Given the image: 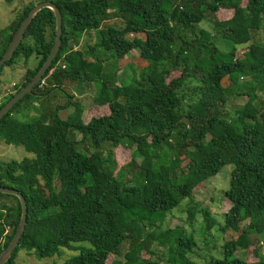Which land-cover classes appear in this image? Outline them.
Instances as JSON below:
<instances>
[{
  "label": "trees",
  "instance_id": "16d2710c",
  "mask_svg": "<svg viewBox=\"0 0 264 264\" xmlns=\"http://www.w3.org/2000/svg\"><path fill=\"white\" fill-rule=\"evenodd\" d=\"M47 1L62 13L61 50L42 82L0 120V145L22 146L34 156L0 160V186L17 190L28 207L24 235L6 264H19L22 251L41 260L60 257L64 250L79 252L65 264H106L110 256H121L126 243L124 261L116 264H264V258L249 263L237 257L253 245L252 235H264V100L257 94V85L264 84V42L256 38L264 31V0H38ZM36 5H26L10 25L0 60ZM111 12L122 27H103ZM219 12L228 18L219 20ZM208 19L214 34L199 28ZM90 32H97V43L79 50ZM55 39V15L43 9L12 59L0 68V86L4 67L23 59L26 73L14 87L15 94L20 92L45 63ZM245 45L247 53L237 57L238 46ZM133 51L150 64L143 82L118 85L108 79L105 63ZM34 55L38 65L30 69ZM174 72L179 78L168 81ZM243 77L251 80L239 85ZM67 80L100 86L94 100L99 109L88 122L72 95L50 116L30 122L14 117L25 99L49 97ZM189 80L199 83L194 94L184 91ZM225 80L236 87L237 96L247 97L234 112L227 109L234 90ZM260 88L264 92V85ZM70 106L75 111L62 119L59 113ZM85 143L96 151L82 150ZM105 145L111 146L107 155L102 154ZM119 147L131 151V163L138 164L135 183L117 172ZM226 165L233 166L225 193L232 206L224 222L197 204L190 203L187 212L190 224L197 215L203 218V232L217 229L231 235L222 257L197 262L191 257L194 236L182 228H163L167 215L194 199L197 188ZM4 197L17 201L18 212L13 215L0 200V255L22 215L19 199L0 193ZM81 243L91 247L75 246ZM153 245L166 249L162 258Z\"/></svg>",
  "mask_w": 264,
  "mask_h": 264
},
{
  "label": "rangeland",
  "instance_id": "374dc122",
  "mask_svg": "<svg viewBox=\"0 0 264 264\" xmlns=\"http://www.w3.org/2000/svg\"><path fill=\"white\" fill-rule=\"evenodd\" d=\"M31 2H34L36 4L39 3L38 0H0V45H2V47L6 46V43L8 42V39L11 35V31L9 29L10 25L16 20L17 16L20 15L23 8L26 5H29ZM218 17L220 18L219 20H226L228 18V15L224 12H219ZM108 25L122 27L123 23L119 18L116 17L115 12H111L103 27ZM199 28L211 32L212 34L215 33L211 19L203 21L199 25ZM132 36L134 37L135 35ZM137 36L144 39V35L140 34ZM97 37V32H90L86 34L78 49L81 51H87L89 46H93L97 43ZM190 37H192V35H190ZM256 38L258 41L264 42V31L258 33L256 35ZM221 42L222 41L220 40L219 44H221V48H224L223 45H225V43ZM248 46L249 45L240 47L238 46L236 56L239 58H243L248 51ZM19 61L20 64L4 67L3 74L1 76V80L3 83L0 86V97H2V101H4V104L11 97L6 93V90L10 89V87H12V84H21L23 82L26 68L23 66L24 60L21 59ZM37 65L38 58L36 55H34L29 60L28 68L35 69ZM149 65L150 64L147 61L141 59L138 51H133L128 56H126L125 59H110L105 63V70L108 79H111L112 82L121 85L128 84L133 79L143 82L144 78H146L149 72ZM179 76V72H174L170 76L168 81L174 78H179ZM250 80L251 78L249 77H243L239 79L238 83L239 85H245L250 82ZM224 84L228 89L233 88V86H229L230 82L228 80H225ZM198 85L199 83L197 81L189 80L184 88V91L188 94H194V89ZM261 85L264 84L261 82L259 83V85H257L259 87V89L257 90V94L259 96V99L264 100V92L262 88H260ZM99 89L100 86L93 83L67 80L63 82L61 89H59L55 94H52L49 97H41L39 99H25L16 109L14 117L21 122H30L34 118L42 114H47L50 116L58 106L65 105L67 103L68 95H72L75 96L74 101L80 102L84 107L85 111L83 118L86 122H88L94 115V113L97 114L96 112H94V109L98 108L95 106L94 100ZM235 89L236 87L231 89L232 91H234L233 93H231V97L227 104V109L230 112H234L238 108L242 107L247 101V97L237 96L236 92L238 91H235ZM11 90L15 92L13 88ZM186 104H188V101ZM74 111V106H70L66 110L61 111L59 113V116L65 120ZM77 139H81V136L79 134L77 135ZM80 148L82 150H86L89 153H93L96 151L94 148H92V145L89 147L87 143L81 145ZM110 149V145H105L102 154L107 155ZM115 156L118 163L117 172L119 170H122V172L124 173V178L135 183V177L138 176L140 170H138L139 168L137 163H131V151L126 148L119 147L115 150ZM33 157V154L27 152L22 146L16 147L13 145H5L4 143L0 145V160L2 161H21L23 159ZM232 170V165L224 166L215 177H212L204 185H201L197 188L193 197L194 199H192L191 201H189V199L184 200L178 208L167 215L166 222L163 228L164 230L182 228L184 229L186 234L194 236L197 245L194 249V254L191 257L197 262L207 261L211 257H222L221 254L223 251V245L225 244V240L229 239L231 232H229V234H226L229 236H223L222 233H220L217 229H213L210 234L203 232L204 221L200 215L196 216V221L193 224H190V222L188 221V206L190 203H193L199 205L200 208L209 209L214 217L218 220V222L222 224L224 222V216L232 206L231 202L225 194L230 189ZM0 200L2 204H5L8 207L12 208V214L16 215V213L18 212L17 201L14 198L4 197ZM243 227L244 226L242 225V228ZM237 236V234H234V238H236ZM145 237L146 236L143 235L141 237V240H144ZM251 242L253 245L250 246L249 249L237 253V257L249 263L263 260L264 235H252ZM75 246L91 247L88 243L76 244ZM151 247L159 256H161V258L162 256H164L166 249H162L160 247H157L156 245H153ZM128 250L129 244L126 243L123 246L121 256H110L106 264H116L118 262H123L124 255ZM78 254L79 252L64 250L63 254L60 257L55 256L52 258L38 260L33 254L22 251L19 253L17 261L19 264H65L68 259ZM142 256L144 258H148V254L146 252H143Z\"/></svg>",
  "mask_w": 264,
  "mask_h": 264
},
{
  "label": "water",
  "instance_id": "95a60500",
  "mask_svg": "<svg viewBox=\"0 0 264 264\" xmlns=\"http://www.w3.org/2000/svg\"><path fill=\"white\" fill-rule=\"evenodd\" d=\"M43 9H50L53 11L55 18H56V39L54 46L47 57L45 63L38 71L36 76L24 87L22 90L14 95L9 101H7L4 107L0 110V120L5 117L21 100H23L27 95L31 94L32 91L38 86L41 82L43 77L46 75L47 71L53 64V61L57 57L58 53L61 50L62 46V35H63V17L60 9L50 1L42 2L37 4L28 14V16L23 20L18 30L15 32L12 41L10 42L8 49L4 56L0 60V68L4 66L8 61H10L13 55L16 52L17 47L21 43L29 25L36 17V15L42 11ZM0 193L5 195L14 196L19 199L22 207V215L21 221L18 226V229L10 242L9 246L5 251L2 252L0 255V264H6L10 258L13 256V253L18 246L20 240L22 239L26 225H27V215H28V207L26 203V199L22 194H20L15 189L6 188L0 186Z\"/></svg>",
  "mask_w": 264,
  "mask_h": 264
},
{
  "label": "built area",
  "instance_id": "2783aa9c",
  "mask_svg": "<svg viewBox=\"0 0 264 264\" xmlns=\"http://www.w3.org/2000/svg\"><path fill=\"white\" fill-rule=\"evenodd\" d=\"M16 84H13L12 87H10V89L6 90V93L9 94L10 96H12L13 94H15V92H13L11 89L15 87ZM4 101H2V97H0V110L2 109L4 103Z\"/></svg>",
  "mask_w": 264,
  "mask_h": 264
},
{
  "label": "crops",
  "instance_id": "0c3cea01",
  "mask_svg": "<svg viewBox=\"0 0 264 264\" xmlns=\"http://www.w3.org/2000/svg\"><path fill=\"white\" fill-rule=\"evenodd\" d=\"M3 83V82H2ZM2 85V84H1ZM13 85V84H12ZM39 99V98H38Z\"/></svg>",
  "mask_w": 264,
  "mask_h": 264
}]
</instances>
